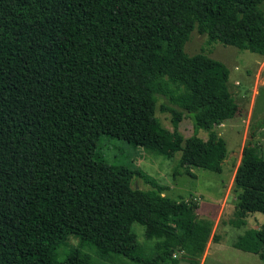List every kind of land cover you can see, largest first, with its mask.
<instances>
[{
	"label": "trees",
	"instance_id": "16d2710c",
	"mask_svg": "<svg viewBox=\"0 0 264 264\" xmlns=\"http://www.w3.org/2000/svg\"><path fill=\"white\" fill-rule=\"evenodd\" d=\"M264 0H0V264H92L105 259L176 264V250L201 255L211 222L192 200L132 186L147 175L110 163L102 136L167 158L175 174L220 172L226 143L215 127L238 105L229 69L204 53L188 55L193 29L207 41L264 55ZM171 114L173 129L156 116ZM186 114L193 133L178 131ZM207 132V138L197 135ZM234 184L235 226L264 213V157L255 133L242 147ZM159 240L143 257L132 231ZM79 245L63 259L69 234ZM232 245L264 259V224Z\"/></svg>",
	"mask_w": 264,
	"mask_h": 264
},
{
	"label": "rangeland",
	"instance_id": "374dc122",
	"mask_svg": "<svg viewBox=\"0 0 264 264\" xmlns=\"http://www.w3.org/2000/svg\"><path fill=\"white\" fill-rule=\"evenodd\" d=\"M260 8L264 12V1ZM184 51L188 55L204 53L222 61L229 69L227 87L238 105V112L232 119L215 127L227 149L221 171L192 167L194 177L185 173L175 174L180 152L167 158L158 152L110 136L101 137L99 151L110 163L140 169L150 179L146 181L140 176H134L132 186L147 190L152 189L155 183L162 187L163 195L194 201L197 217L211 222V232L204 252L193 256L184 250H176V264H264V259L257 254L242 251L232 245L246 229H258L264 224V213L259 212L249 213L243 225L233 224L238 194L234 175L240 163L242 147L251 133H255L260 154L264 157V55L218 41L209 43L207 36L199 34L196 29L191 31L184 44ZM163 101L162 98L158 99L155 114L165 128L172 130L171 114L159 109ZM177 129L185 138L192 135L191 118L184 114ZM197 135L207 138V132L202 129L198 130ZM131 229L136 234L141 256L152 255L159 240L147 238L144 226L138 222H133ZM78 245V235L69 234L65 244L57 250L58 258L63 259L70 249ZM85 251L90 254L92 264H135L125 257H116L114 260L102 258L89 247Z\"/></svg>",
	"mask_w": 264,
	"mask_h": 264
}]
</instances>
